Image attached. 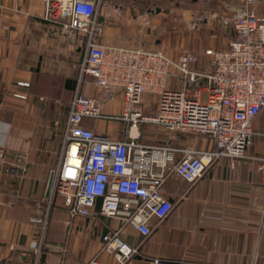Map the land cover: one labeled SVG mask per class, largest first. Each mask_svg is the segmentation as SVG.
I'll return each mask as SVG.
<instances>
[{"label": "crops", "instance_id": "crops-1", "mask_svg": "<svg viewBox=\"0 0 264 264\" xmlns=\"http://www.w3.org/2000/svg\"><path fill=\"white\" fill-rule=\"evenodd\" d=\"M170 1L115 0L119 9L105 20L103 41L164 48L162 42L153 39L154 26L157 14L164 13ZM185 2L176 0V7L181 9L183 25H189V6ZM241 5L242 0H216L212 10L234 14ZM251 8L264 14V0ZM44 11V0H0V144L6 147L8 161L21 153L28 154L27 169L18 177L0 167V260L35 263L33 244L44 228V222L34 221L38 217L47 220L41 259L47 264H85L98 253L103 234L118 229L122 222L101 214V201L92 215L72 218L60 198L50 203L46 195L51 173L60 163L72 99L78 87L90 95L95 94L96 87L92 76L80 82L86 38L68 36L58 22L44 18ZM224 24L231 25L223 20ZM229 27L231 34L219 39H200L203 44L197 52L199 61L193 67L209 68L207 50L229 46L235 36L232 25ZM185 44L181 42L174 51L161 50L178 61ZM181 86L179 78H171L170 87ZM151 99V95L144 94L143 104ZM122 109L120 96L103 107L106 113H120ZM84 123L116 138H124L129 128L122 121L85 118ZM133 132L148 144L214 147L206 135H173L153 123H142ZM262 152V147L250 150L255 155ZM261 166L260 159L245 157L233 163L221 157L194 183L171 178L165 190L174 207L161 221L151 218V234L145 236L131 225L124 227L123 239L139 245L143 254L125 264H154L156 257L184 260L187 264H264ZM99 258L106 264H119L108 252L100 253Z\"/></svg>", "mask_w": 264, "mask_h": 264}, {"label": "built area", "instance_id": "built-area-1", "mask_svg": "<svg viewBox=\"0 0 264 264\" xmlns=\"http://www.w3.org/2000/svg\"><path fill=\"white\" fill-rule=\"evenodd\" d=\"M258 0H242V5L225 23L235 36L227 48L209 49L207 69L193 67L196 52L185 50L178 61L159 48L144 45L111 44L103 41L105 20L118 11L115 0H44V18L58 22L65 34L85 37L81 62L85 76L95 79V94L79 87L71 102L64 131V144L50 203L60 198L72 218L90 216L99 201L101 214L119 218L122 225L102 236L98 253L85 264H106L99 258L111 253L119 264L143 256L139 245H131L121 235L127 225L145 236L152 232L151 218L160 221L172 211L166 183L173 177L194 183L221 157L235 161L250 157L262 161L264 172V14L251 5ZM179 78L181 88L170 87ZM152 99L143 104V95ZM120 96V113H106L103 107ZM151 109V110H150ZM85 118L122 121L129 124L124 138L95 131ZM142 123L162 126L174 134L196 133L210 137L214 147L197 149L168 144H148L133 130ZM262 147L261 155L250 154ZM28 154L7 160L0 144V167L13 177L27 169ZM42 210V207H39ZM44 228L33 247L34 264L41 259ZM70 223V222H69ZM154 264H187L163 257ZM0 264H16L11 259Z\"/></svg>", "mask_w": 264, "mask_h": 264}, {"label": "rangeland", "instance_id": "rangeland-1", "mask_svg": "<svg viewBox=\"0 0 264 264\" xmlns=\"http://www.w3.org/2000/svg\"><path fill=\"white\" fill-rule=\"evenodd\" d=\"M186 3V2H185ZM189 6V25H183L181 21V9L176 7V0H171L164 13L157 14L154 26V41L159 40L164 45V51H174L181 42L186 43V50L200 52L204 39H219L218 37L231 34V26L223 25V20L231 18L233 14L214 13L216 0H187ZM156 15V14H155ZM217 22H220L217 26ZM214 37V38H213ZM219 48V44L214 46ZM167 48V49H166ZM205 50V49H203Z\"/></svg>", "mask_w": 264, "mask_h": 264}, {"label": "water", "instance_id": "water-1", "mask_svg": "<svg viewBox=\"0 0 264 264\" xmlns=\"http://www.w3.org/2000/svg\"><path fill=\"white\" fill-rule=\"evenodd\" d=\"M54 177H55V171H52L50 179H49L48 187H47V192H46L47 196H50V194H51L53 182H54Z\"/></svg>", "mask_w": 264, "mask_h": 264}]
</instances>
